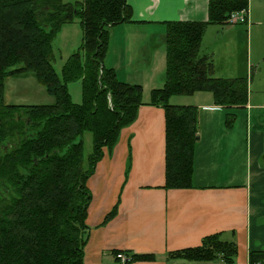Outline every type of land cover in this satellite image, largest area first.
<instances>
[{
  "label": "trees",
  "instance_id": "16d2710c",
  "mask_svg": "<svg viewBox=\"0 0 264 264\" xmlns=\"http://www.w3.org/2000/svg\"><path fill=\"white\" fill-rule=\"evenodd\" d=\"M247 10V0H209L206 22H167L164 84L144 102L140 85L120 81L104 64L109 29L130 21L126 0H0V264H83L92 200L88 180L103 150L112 152L121 130L135 121L143 105L164 111L162 188H192L197 108L168 101L171 96L207 92L217 106L246 105V81L213 77L212 64L200 54V45L208 24H226L232 13ZM73 20L78 22L81 43L57 73L52 42ZM28 72L53 103H5L4 80ZM74 81H80L79 104L68 90ZM233 119L227 116L228 123ZM84 133L92 138V152L86 160ZM128 169L129 164L126 174ZM117 205L106 214L102 226L116 216ZM236 252L234 243L214 234L197 247L169 255L232 264ZM127 256V264L154 259ZM258 262H264V252L250 253V263Z\"/></svg>",
  "mask_w": 264,
  "mask_h": 264
},
{
  "label": "crops",
  "instance_id": "0c3cea01",
  "mask_svg": "<svg viewBox=\"0 0 264 264\" xmlns=\"http://www.w3.org/2000/svg\"><path fill=\"white\" fill-rule=\"evenodd\" d=\"M247 1V24H208L200 45V54L212 64L213 77L246 81V105L217 106L207 92L174 104L198 110L189 189L162 188L164 111L158 106L139 107L135 121L121 130L112 152L103 150L88 180L92 200L83 264H120L114 251L154 257L129 264H225L222 259L194 262L169 255L197 247L214 234L235 244L232 264H251L250 253L264 252V0ZM208 2L126 0L131 18L110 28L105 66L120 81L140 85L143 95L161 88L165 24L206 22ZM126 30L131 35L119 32ZM140 55L143 62L133 63ZM229 115L234 116L231 123ZM117 203L116 216L102 226Z\"/></svg>",
  "mask_w": 264,
  "mask_h": 264
},
{
  "label": "rangeland",
  "instance_id": "374dc122",
  "mask_svg": "<svg viewBox=\"0 0 264 264\" xmlns=\"http://www.w3.org/2000/svg\"><path fill=\"white\" fill-rule=\"evenodd\" d=\"M74 2L76 0H68ZM81 1V0H78ZM63 28L62 35L59 33L52 42L53 48V60L52 65L57 73H60L61 67L66 60V58L72 53L76 52L81 43V31L76 20ZM117 26V25H116ZM124 28V27H123ZM123 36L131 35L129 31L122 33ZM113 36V34H112ZM110 38V29H109ZM109 44V41H108ZM134 51H131L133 54ZM133 63L141 64L143 62L142 56ZM129 61H132L129 59ZM162 78H164V72L162 73ZM68 90L71 95L72 101L76 104L81 103V89L80 81H74L68 84ZM150 94L142 95L143 101H148ZM191 97L186 96H171L168 103L171 105L178 103H183L190 100ZM4 101L7 104L14 105H42L53 103V98L50 97L44 87L39 84L32 73L28 72L26 75H21L19 77H8L4 80ZM198 119V110H197ZM77 141V140H76ZM83 144V158L86 160L92 152V138L89 133H84L81 138Z\"/></svg>",
  "mask_w": 264,
  "mask_h": 264
},
{
  "label": "built area",
  "instance_id": "2783aa9c",
  "mask_svg": "<svg viewBox=\"0 0 264 264\" xmlns=\"http://www.w3.org/2000/svg\"><path fill=\"white\" fill-rule=\"evenodd\" d=\"M247 11L235 12L230 15L227 19L226 24L237 25V24H247ZM115 258L120 262V264H127L129 261V256L125 253L119 252Z\"/></svg>",
  "mask_w": 264,
  "mask_h": 264
}]
</instances>
